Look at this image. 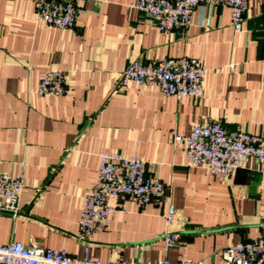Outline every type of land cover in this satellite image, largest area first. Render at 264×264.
Instances as JSON below:
<instances>
[{
	"label": "crops",
	"instance_id": "0c3cea01",
	"mask_svg": "<svg viewBox=\"0 0 264 264\" xmlns=\"http://www.w3.org/2000/svg\"><path fill=\"white\" fill-rule=\"evenodd\" d=\"M38 1L0 0V172L25 182L19 213L0 210V242L65 247L102 261H178L185 253L222 264L227 244L262 234L257 159L222 177L190 164L174 136L211 120L264 134V0H250L239 30L230 6L202 3L181 32L160 30L131 6L137 0H91L68 28L37 20ZM185 55L210 68L201 97L137 82L117 86L132 60ZM51 68L64 70V94L38 92ZM101 151L144 158L170 191L144 206L114 199L110 228L83 240L79 220ZM170 203L177 208L172 223ZM169 231L180 232L185 249L166 248Z\"/></svg>",
	"mask_w": 264,
	"mask_h": 264
},
{
	"label": "built area",
	"instance_id": "2783aa9c",
	"mask_svg": "<svg viewBox=\"0 0 264 264\" xmlns=\"http://www.w3.org/2000/svg\"><path fill=\"white\" fill-rule=\"evenodd\" d=\"M91 0H39L36 18L59 28L73 27ZM250 0H137L131 6L138 8L163 32L178 31L190 26L195 8L206 3L225 4L232 10V24L241 29ZM210 21H207V25ZM264 38V29H263ZM234 69V65H231ZM209 67L195 56L164 57L154 61L132 60L121 72L117 86L131 82L157 86L164 94L201 97ZM40 94L61 95L66 92L64 70L51 68L43 74L38 86ZM183 141L189 162L204 165L213 174L226 177L234 170L245 168L256 158L264 173V134L247 130L238 124L229 128L220 120L199 122L187 134H176ZM25 186L24 178L12 172H0V210L17 214L19 198ZM170 186L149 172L147 161L139 156L119 151H101L96 180L87 192L79 220L77 236L90 240L96 230L109 229L113 200L134 199L144 206L154 199L168 196ZM177 208L169 204L167 219L174 222ZM166 248H186L179 231L163 235ZM222 264H264V232L253 239L227 244ZM0 264H205L190 261L184 253L178 261L167 257L159 259L109 260L71 255L65 247L28 244L22 240L0 242Z\"/></svg>",
	"mask_w": 264,
	"mask_h": 264
}]
</instances>
